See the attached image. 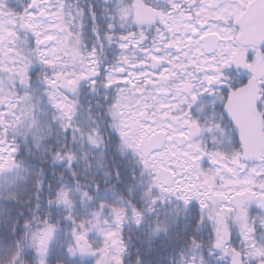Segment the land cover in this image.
<instances>
[{
	"label": "snow or ice",
	"instance_id": "1",
	"mask_svg": "<svg viewBox=\"0 0 264 264\" xmlns=\"http://www.w3.org/2000/svg\"><path fill=\"white\" fill-rule=\"evenodd\" d=\"M0 264H264V0H0Z\"/></svg>",
	"mask_w": 264,
	"mask_h": 264
}]
</instances>
